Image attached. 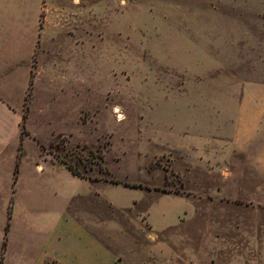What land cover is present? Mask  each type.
I'll list each match as a JSON object with an SVG mask.
<instances>
[{
  "label": "rangeland",
  "instance_id": "rangeland-1",
  "mask_svg": "<svg viewBox=\"0 0 264 264\" xmlns=\"http://www.w3.org/2000/svg\"><path fill=\"white\" fill-rule=\"evenodd\" d=\"M212 3L95 0L94 32L36 50L0 148V264L91 256L90 233L108 264H264V0Z\"/></svg>",
  "mask_w": 264,
  "mask_h": 264
},
{
  "label": "crops",
  "instance_id": "crops-1",
  "mask_svg": "<svg viewBox=\"0 0 264 264\" xmlns=\"http://www.w3.org/2000/svg\"><path fill=\"white\" fill-rule=\"evenodd\" d=\"M214 4H223L225 0H207ZM212 3V4H213ZM246 12L252 9L251 0H235ZM240 7H238L240 9ZM95 0H0V148L4 149L13 138L16 129L22 122V109L28 93L36 50L46 51V43L57 32H94ZM81 26L79 27V23ZM67 47L71 49L73 37H68ZM77 42L75 41V45ZM61 41H60V44ZM69 45V46H68ZM62 50V47H61ZM22 84L19 99L14 100L8 86ZM258 120L249 132L252 139L263 124ZM234 128L240 126L235 120ZM16 126H18L16 128ZM251 126V125H250ZM234 129V131H235ZM18 132V131H17ZM17 134V133H16ZM236 133L232 137V144ZM41 169L43 165H40ZM172 194V193H166ZM176 195V194H175ZM199 210V208H197ZM197 210V211H198ZM199 212V211H198ZM77 226V221H72ZM78 228V226H77ZM167 230L157 232L152 229V235L157 238ZM78 230V229H77ZM85 232V230H84ZM74 237V236H73ZM70 242L75 241V237ZM90 251L93 255H70L56 253L59 264H108L112 259L108 248L90 233ZM76 242V241H75ZM77 253L76 251L74 252ZM223 255V254H222ZM116 258V256H114ZM117 259V258H116ZM242 259L235 256L228 258L210 259V264H230ZM118 260V259H117ZM120 261V260H118ZM247 264L252 261L244 260ZM198 264V263H196ZM205 264H209L207 261Z\"/></svg>",
  "mask_w": 264,
  "mask_h": 264
},
{
  "label": "trees",
  "instance_id": "trees-1",
  "mask_svg": "<svg viewBox=\"0 0 264 264\" xmlns=\"http://www.w3.org/2000/svg\"><path fill=\"white\" fill-rule=\"evenodd\" d=\"M67 167H68V169L70 171H72L73 174L80 176V173L78 172V170L72 164L67 163ZM8 227H9V222H7V224H6V230L8 229ZM5 246H6V242L4 241V243H3V251L5 250Z\"/></svg>",
  "mask_w": 264,
  "mask_h": 264
}]
</instances>
